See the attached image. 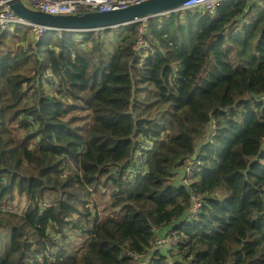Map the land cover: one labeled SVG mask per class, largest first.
<instances>
[{"label": "trees", "instance_id": "trees-1", "mask_svg": "<svg viewBox=\"0 0 264 264\" xmlns=\"http://www.w3.org/2000/svg\"><path fill=\"white\" fill-rule=\"evenodd\" d=\"M139 38L135 25L103 67L102 31L0 32V204L30 201L0 210V264H74L85 225L84 264H134L161 227L176 248L145 264H264V0L153 18L136 52ZM102 187L122 221L99 224ZM193 190L205 206L182 221ZM51 236L56 256L41 253Z\"/></svg>", "mask_w": 264, "mask_h": 264}, {"label": "rangeland", "instance_id": "rangeland-1", "mask_svg": "<svg viewBox=\"0 0 264 264\" xmlns=\"http://www.w3.org/2000/svg\"><path fill=\"white\" fill-rule=\"evenodd\" d=\"M167 15V14H163ZM134 24L122 26L110 30H105V39L106 43L101 51L102 60L101 65L106 66L108 65L111 56L113 55L116 47L122 40V38L127 35L131 29L133 28ZM12 32V31H10ZM38 38L34 36H23L21 37V41L19 42L20 50L25 51H31L35 46ZM32 42V44L29 47V43ZM15 43L14 39H11L7 42V47L12 46ZM8 49H6L5 54L7 55ZM7 57V56H6ZM5 58V56H4ZM71 164L73 166H76V169H80L81 166L78 164V160L73 159L71 157L70 160ZM94 203H95V211L99 215V224L104 223L108 220H117L120 221L122 216L121 213L113 211L111 208L112 199H111V191L109 187H102L99 191H97L96 195L94 196ZM29 207V200L26 195L19 194L17 191L14 192L13 197L9 201H5L0 204V210L2 212H16L19 214H25ZM90 225H85L82 227L80 232L74 233L73 238L69 241V243L66 245L68 248H70L73 252V256L77 257L76 260L73 261L74 264H84L81 261V256L86 249L87 245L90 242L91 235H90ZM51 241L55 243L56 245H52L49 243L47 248L55 252V249H60L61 243L56 241V239L51 236ZM12 240L9 238L8 243L3 245V247H6L9 243H11ZM38 250L37 256L40 257V246H37L36 248ZM137 260L134 264H145L144 260L140 261V257H135Z\"/></svg>", "mask_w": 264, "mask_h": 264}, {"label": "water", "instance_id": "water-1", "mask_svg": "<svg viewBox=\"0 0 264 264\" xmlns=\"http://www.w3.org/2000/svg\"><path fill=\"white\" fill-rule=\"evenodd\" d=\"M189 0H148L121 10L51 15L27 6L22 0H7L11 10L29 22L48 30L86 32L127 25L141 17L173 10Z\"/></svg>", "mask_w": 264, "mask_h": 264}, {"label": "clouds", "instance_id": "clouds-1", "mask_svg": "<svg viewBox=\"0 0 264 264\" xmlns=\"http://www.w3.org/2000/svg\"><path fill=\"white\" fill-rule=\"evenodd\" d=\"M7 1V0H6ZM148 0H72L71 2L65 4L60 10L58 11H55V12H48L47 10L45 9H42V8H34V7H31L29 5H26L31 7V8H34L36 10H40L42 12H45V13H48V14H51V15H77V14H81V13H94V12H108V11H114V10H121V9H125V8H128L130 6H133V5H136V4H141L143 2H146ZM232 1H235V2H238V1H241V0H208V1H200L198 2V0H189L183 4H181L180 6H178L177 8L173 9V10H169V11H165V12H162V13H157V14H152V15H148V16H144V17H141L139 20L137 21H134L132 23H129L127 25H131V24H134L135 25H138L139 26V37H140V32H141V29H145V34H146V29H147V26H148V23L150 20H152L153 18H158L160 16H166V15H163V14H171V13H174V12H183V11H193V12H208L210 14H214L216 9L218 8V6H220L221 4L225 3V2H232ZM8 4V3H7ZM9 6V5H8ZM13 11V10H12ZM14 12V11H13ZM15 13V12H14ZM16 14V13H15ZM19 16V15H18ZM26 20V19H25ZM28 21V20H27ZM29 22V21H28ZM31 23V22H30ZM33 24V23H32ZM34 27H35V30L33 27H22V28H29L31 29L34 33H36L38 36H43L45 34H47L48 31H55V30H48L47 28H44V27H41L39 25H36V24H33ZM127 25H122V26H127ZM134 25V26H135ZM122 26H118V27H122ZM133 26V27H134ZM118 27H113V28H110V29H114V28H118ZM17 28V27H15ZM15 28L13 29H10L8 31H6L7 33H11L10 31H13ZM110 29H96V30H93V31H102L104 33L105 30H110ZM132 30V29H131ZM42 31L43 34L42 35H39V32ZM1 32V31H0ZM63 32H66V31H63ZM87 32V31H86ZM131 32V31H130ZM129 32V33H130ZM5 33V32H4ZM128 33V34H129ZM127 34V35H128ZM125 35V36H127ZM105 36V34H104ZM124 36V37H125ZM123 37V38H124ZM122 38V39H123ZM122 41V40H121ZM120 41V42H121ZM105 43H106V39H105ZM120 44V43H119ZM118 44V45H119ZM143 42L141 43L140 45V48H137V44L135 46L136 48V52L140 51L141 50V46H142ZM118 47V46H117ZM116 47V48H117ZM103 49V48H102ZM116 50V49H115ZM115 52V51H114ZM114 55V53H113ZM113 55L111 56V59L113 57ZM110 59V61H111ZM102 60V59H101ZM109 61V63H110ZM101 62V61H100ZM108 63V65H109ZM101 64V63H100ZM106 65V66H108ZM106 66H103V67H106ZM213 123L211 124V133L213 131ZM215 131H216V128H215ZM211 133H210V136H211ZM210 136L205 140V143H207L208 139L210 138ZM216 138V137H215ZM203 144L201 145L200 147V155H199V158L203 155L204 151L206 150L207 146L208 145H213V144H207L206 148L202 151V146ZM215 144V143H214ZM202 153V155H201ZM197 158L195 160V163L196 161H199L200 164H201V161L200 159ZM199 164V165H200ZM199 165H196L195 166H199ZM192 167L190 166L189 167V170H191ZM185 183H187V181H185ZM28 198V197H27ZM29 200V199H28ZM206 202V201H205ZM29 206H30V201H29ZM191 206V204H190ZM205 206V204H204ZM93 207V206H92ZM29 208V207H28ZM190 208V207H189ZM204 208V207H203ZM203 211V210H202ZM189 212V210H188ZM26 213V212H25ZM202 213V212H201ZM200 213V214H201ZM188 214V213H187ZM199 214V215H200ZM24 215V214H23ZM198 215V216H199ZM174 232V231H173ZM158 237V236H157ZM159 239V238H157ZM157 241V240H156ZM156 243V242H155ZM177 245V244H176ZM176 245L175 248H176ZM154 251H159V249H156L155 248V244L153 246V249ZM151 250V251H152ZM51 251V254L49 253ZM149 252V251H148ZM146 252V253H148ZM160 252V251H159ZM41 253L42 254H45L47 256H56L57 253L56 252H53L52 250H50L49 248H46V249H42L41 250ZM145 253V254H146ZM143 254V255H145ZM142 255H139V256H135V257H140ZM137 260V259H136Z\"/></svg>", "mask_w": 264, "mask_h": 264}, {"label": "built area", "instance_id": "built-area-1", "mask_svg": "<svg viewBox=\"0 0 264 264\" xmlns=\"http://www.w3.org/2000/svg\"><path fill=\"white\" fill-rule=\"evenodd\" d=\"M22 1L31 7L42 8L47 10L48 12H55L60 10L65 4L71 2L72 0H22ZM200 1H208V0H198V2ZM241 1H248V0H241ZM15 27H33L35 30V27L32 23L18 16L10 9L6 0H0V31L6 32ZM42 34L43 32L40 31L39 35ZM144 35H145V29H141L140 38L137 41V48H140V45L143 42ZM215 128H216V122L214 121L213 131L207 143L203 144L202 151L206 148L207 144L215 143V137H216ZM195 164L199 165L200 162L196 161ZM205 201H206V194L193 190L189 212L186 215V217L182 219V221L196 218L202 212ZM177 242H178L177 236L175 232H172L167 238L157 239L155 243V248L160 250L163 245L166 244L176 245ZM49 253L51 254V251Z\"/></svg>", "mask_w": 264, "mask_h": 264}, {"label": "crops", "instance_id": "crops-1", "mask_svg": "<svg viewBox=\"0 0 264 264\" xmlns=\"http://www.w3.org/2000/svg\"><path fill=\"white\" fill-rule=\"evenodd\" d=\"M123 216V215H122ZM123 218H121L120 221H122ZM174 230H172L171 227L168 228H158L157 229V236L158 238H167ZM175 249V246L172 244H166L161 247L159 250L163 254H168L169 252L173 251ZM154 250L149 251L145 255L140 256V261L144 260L145 263L148 262V260L151 258V256L154 254Z\"/></svg>", "mask_w": 264, "mask_h": 264}]
</instances>
